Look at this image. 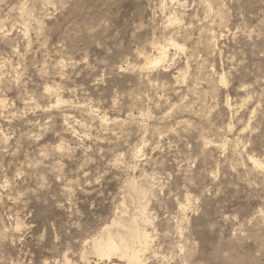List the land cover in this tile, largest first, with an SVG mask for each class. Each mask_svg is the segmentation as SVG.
<instances>
[{"label": "rangeland", "instance_id": "obj_1", "mask_svg": "<svg viewBox=\"0 0 264 264\" xmlns=\"http://www.w3.org/2000/svg\"><path fill=\"white\" fill-rule=\"evenodd\" d=\"M123 203L145 264H264V0H0V264H128Z\"/></svg>", "mask_w": 264, "mask_h": 264}, {"label": "bare ground", "instance_id": "obj_2", "mask_svg": "<svg viewBox=\"0 0 264 264\" xmlns=\"http://www.w3.org/2000/svg\"><path fill=\"white\" fill-rule=\"evenodd\" d=\"M175 19H173V21H176ZM171 21L172 20H170V22ZM173 21L171 22L172 24ZM170 46L175 47L177 49H182L183 47V46L181 47L179 44L175 42L167 43L164 45L156 44L155 51L158 52L157 54H159V57L147 58L151 69L158 68L159 66L164 64V62H166L169 55ZM223 77L221 81L224 80ZM58 102L61 103L62 100L59 99ZM252 161L257 165V168L261 166V164L256 159L252 158ZM140 188L134 185L133 191L135 190L136 192L137 191L141 192L142 190ZM143 190L146 192L145 188ZM132 199L133 201L135 200L134 196ZM137 203L133 202L134 207L135 206L138 207L140 205V204L138 205ZM139 222H141V220L138 221L136 218H134L131 212L129 211V209L127 208L126 203L125 204L123 203L121 214L117 215L110 224L105 225V227L96 236H94L90 241L87 242V247L83 252L82 259L88 262L90 260L89 256L94 255L99 259L109 260L115 257V258H119L120 260L126 261L128 264H145L147 260H145L144 255L146 254V252L151 250L153 237L152 234L149 232V230L143 225H141ZM65 264H70L68 259H66Z\"/></svg>", "mask_w": 264, "mask_h": 264}]
</instances>
